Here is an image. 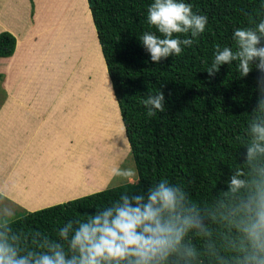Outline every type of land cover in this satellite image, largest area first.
Returning a JSON list of instances; mask_svg holds the SVG:
<instances>
[{
  "label": "clouds",
  "instance_id": "obj_1",
  "mask_svg": "<svg viewBox=\"0 0 264 264\" xmlns=\"http://www.w3.org/2000/svg\"><path fill=\"white\" fill-rule=\"evenodd\" d=\"M207 21L184 0H153L147 22L160 35L145 31L137 40L158 63L191 47ZM232 41L215 46L206 72L213 77L233 62L241 77L255 70L256 99L238 166L209 201L194 202L181 184L162 178L146 191L124 192L85 218L66 222L53 238L20 228L15 202L4 203L9 189H0V264H264V19L234 29ZM142 104L154 117L165 111V96L150 93ZM124 145L130 152L126 138ZM125 158L110 167L109 180L134 184L135 170L120 166Z\"/></svg>",
  "mask_w": 264,
  "mask_h": 264
},
{
  "label": "trees",
  "instance_id": "obj_2",
  "mask_svg": "<svg viewBox=\"0 0 264 264\" xmlns=\"http://www.w3.org/2000/svg\"><path fill=\"white\" fill-rule=\"evenodd\" d=\"M152 2L88 0L137 180L24 211L17 216L24 231L56 238L66 222L85 218L124 192L146 191L162 178L181 184L194 202L204 203L238 166L258 73L241 77L235 62L220 66L213 77L206 70L216 45L233 46L234 29L264 19V0H184L194 13L207 16L205 31L179 56L158 63L137 40L145 31L160 35L147 22ZM15 46V36L1 31L0 56H10ZM158 91L165 96V111L148 117L142 100Z\"/></svg>",
  "mask_w": 264,
  "mask_h": 264
},
{
  "label": "crops",
  "instance_id": "obj_3",
  "mask_svg": "<svg viewBox=\"0 0 264 264\" xmlns=\"http://www.w3.org/2000/svg\"><path fill=\"white\" fill-rule=\"evenodd\" d=\"M95 30L87 0H0V32L16 38L14 52L0 56V189H9L4 203L15 202L17 211L103 190L115 180L109 169L120 156L107 144L113 131L96 143L100 96L75 84L78 63L99 58L89 51L95 34L101 52ZM86 137L92 140L84 150Z\"/></svg>",
  "mask_w": 264,
  "mask_h": 264
},
{
  "label": "rangeland",
  "instance_id": "obj_4",
  "mask_svg": "<svg viewBox=\"0 0 264 264\" xmlns=\"http://www.w3.org/2000/svg\"><path fill=\"white\" fill-rule=\"evenodd\" d=\"M88 3V0H87ZM89 7V6H88ZM91 14V11H90ZM96 31V30H95ZM94 37V36H93ZM80 38V37H79ZM81 42V41H79ZM94 44V47H92L89 51L93 53H97L99 58L94 60L93 57H90V61H87L84 57L82 61L78 63V69L77 72H79L78 76H76L75 84L80 85L85 90L92 92V94H98L100 96V107H99V113H100V137L97 140V144H103L106 142L105 136L107 130L113 131V136L109 135V141L107 144L115 147L117 150V153L119 156H127V160L123 168H133L136 172L134 160L131 156V153L127 150V145H124V131H123V123L121 120V116L119 114V110L116 107L115 104V98L112 94V86L111 82L108 76V72L106 69V65L103 55L101 54L99 47L95 43V40H93L89 43V45ZM81 50V48H80ZM93 61V62H92ZM76 72V73H77ZM2 75H0V78ZM72 84L71 77L69 76V83ZM86 146H83V149L85 150L87 145L91 144V138L86 137ZM104 140V141H103ZM137 172L135 178H137ZM136 181V180H135ZM126 181L121 178H115V180L110 183V187L116 186L122 183H125ZM102 185V184H100ZM22 210L17 211V216L23 214Z\"/></svg>",
  "mask_w": 264,
  "mask_h": 264
}]
</instances>
